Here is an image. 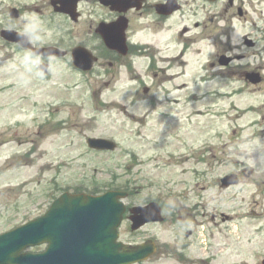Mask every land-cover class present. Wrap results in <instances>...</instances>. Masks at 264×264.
Segmentation results:
<instances>
[{
    "label": "rangeland",
    "instance_id": "obj_1",
    "mask_svg": "<svg viewBox=\"0 0 264 264\" xmlns=\"http://www.w3.org/2000/svg\"><path fill=\"white\" fill-rule=\"evenodd\" d=\"M220 6L221 3L211 7L204 4L203 12H216L222 7ZM245 6L248 7L247 4ZM260 9L259 0H250L247 19L235 18L230 25L233 43L240 42L244 34H251L250 36L259 39L257 29L260 25ZM253 22L257 23V28L252 26ZM74 26L77 38L87 31L81 23ZM259 46L260 42L253 50L260 51ZM203 54L204 57L207 56V52ZM199 56L201 59V55ZM258 59L256 55L251 61H259ZM28 67H10L7 81L15 86H6L4 100L0 99V105H3L0 106V138L7 140L0 147V230L18 223L25 215L31 217L44 212L51 198L58 193V186L70 184L74 187L75 184L84 183L91 187L92 183H95L99 189H105L110 185H121L126 180H132L136 177V169L139 176L145 174L142 169H147L146 174L156 179H170L173 185L178 183L181 177L180 167L174 163L167 168L163 165L158 168L147 162L148 168L143 165L133 171L130 169L132 166H128V163L131 150H127V147H135L134 150L143 154L145 159L155 151V148L150 149L151 143H147L144 135H148L150 141L156 142V146L162 144L158 137L174 141L173 145L164 142L169 146L164 150L167 152L172 147L182 149L181 141L189 145L194 140L201 139L200 137L208 134L210 127L214 129L217 124L220 132L224 133L229 141L228 135L231 133L225 132L218 118L215 120L213 116L210 122L206 119L209 116L203 115L201 120H196L193 110L196 112L199 106L197 102L188 106L172 103L177 109L176 117L164 119L154 115L151 120L147 119L153 111L150 112L151 108L143 95L131 101L133 89L126 88V84L122 82L111 81L110 75L103 73L101 64L94 67L89 74H79L66 62L58 60L52 65L51 80L41 78ZM11 69L14 73H11ZM244 98L242 106L248 102L256 105L260 101L259 94ZM53 103L59 105L57 110L51 107ZM67 103H70V108L65 105ZM158 109L169 111L166 104ZM214 110L216 106L213 107V114ZM130 113L144 119L135 121L130 117ZM183 113L189 123L183 121ZM188 113L192 114V121ZM246 120L242 119L241 122L246 124ZM61 122L62 125H57ZM170 123L175 126H170ZM181 125L183 127L179 131H166L167 127L173 130ZM88 136L111 137L118 142V148L105 154L93 152L85 143ZM219 142V145L223 144L221 138ZM233 145H226L221 157L229 159L230 156L235 159L240 155L244 158L247 154L246 165L255 173L252 176L253 182L251 178L243 177L240 185L220 190L214 179L213 184L210 179H199L195 186L197 196L194 192H187L188 203L198 204L200 213L195 220L198 222L197 238L192 241L184 259L177 261L172 256L166 259L160 256L157 260L161 264H260L261 255L264 254V150L261 149V146H264V137L260 138V141L256 139L243 142L235 152ZM17 151L26 153L25 160L14 162L15 156L10 155ZM261 152L263 154H260ZM162 155L161 153L158 157ZM163 157L161 162L168 159L167 156ZM184 161L190 167L195 164L191 156ZM230 162L227 160L224 163H216L213 166L214 176L230 170ZM205 168L206 165L203 166V169ZM113 176L118 177L113 180ZM139 181L143 186L140 187L141 192L135 201L154 195L151 194L153 190L155 194L164 193L163 197H168L169 203L173 204V196H167L165 190L147 187L141 178ZM174 187L177 190L182 189L178 185ZM130 202L131 199L127 201ZM37 203H41V206L38 207ZM222 213L229 217L224 222ZM140 233L131 234L128 225H123L121 238L124 241H132L142 239V236L146 235L154 237L157 243L171 244L184 240L182 229L178 227L176 230L171 224H150ZM211 258L214 259L211 261Z\"/></svg>",
    "mask_w": 264,
    "mask_h": 264
},
{
    "label": "flooded vegetation",
    "instance_id": "obj_2",
    "mask_svg": "<svg viewBox=\"0 0 264 264\" xmlns=\"http://www.w3.org/2000/svg\"><path fill=\"white\" fill-rule=\"evenodd\" d=\"M65 1H69V4ZM74 1H77L78 12L75 22L70 18ZM103 1L0 0V93L8 86L4 81L9 79L10 67L25 69L27 65H34L39 71L46 64L49 70L58 60L71 65V51L83 45L98 57L97 64L104 66V73L111 74V79L129 84L148 83V95L157 96L167 105L170 96L175 103L182 98L184 104L187 103L186 98L190 97L199 102L197 115L200 118L203 115L209 116L206 117L208 121L213 120V116L215 120L218 118L225 132L231 133L230 136L227 134L229 139L231 136L234 139L227 141L224 133L218 132L220 127L216 124L214 129L210 127L215 136L205 145L200 142L198 149L191 153L194 166L190 167L185 158L177 160L175 165L182 169V184L188 187L189 192L196 194L197 181L203 178L211 182L216 178L219 186L220 177L214 176L213 166L225 159L221 157L224 147L228 143L233 144L238 137L242 142L264 137V0H260L259 18L262 57L259 56V61L247 60L244 64L233 65L218 64L220 57L226 54L237 59L250 58L242 53L246 48L245 42L234 45L227 30L236 16L234 11L242 7L244 0H226L227 5L220 13L203 12L204 4H212L208 0H124L115 8L105 5ZM165 4L168 6L165 7ZM247 17L245 11L239 19ZM113 22L117 26L114 32L117 46L116 49H109L103 44L97 28L100 24ZM80 23L87 31L77 38L74 25ZM5 31L8 32L7 38L3 35ZM27 41L29 44H26ZM42 46H52L57 51L49 56L32 52L33 48ZM204 52H207L208 59H203ZM198 55H201L200 60H197ZM250 72L257 73L255 82L248 77ZM11 73H14L13 69ZM255 94L260 96L258 104L248 102L242 106V98L247 99L248 95ZM214 106L216 110L213 114ZM242 119H247L246 124L241 122ZM219 137L223 140L221 146ZM2 139L0 146L6 142ZM261 149L264 150V146ZM246 157L235 171L239 184L243 182V177H249L253 182L255 173L248 169ZM186 179L193 180L195 185L192 186ZM138 191L135 190L137 194ZM179 193L184 194V191ZM154 199L166 214L162 225L171 224L176 230L179 227L186 241L192 242L197 238L198 222L195 220L200 215L198 204L178 203L179 197L173 199L175 205L164 197L156 196ZM221 216L222 221L226 219L224 214ZM140 241L136 240L135 244ZM191 246L184 241L166 245L158 256L161 255L162 259L172 256L180 261L186 257V251ZM152 264L161 262L152 260Z\"/></svg>",
    "mask_w": 264,
    "mask_h": 264
},
{
    "label": "water",
    "instance_id": "obj_3",
    "mask_svg": "<svg viewBox=\"0 0 264 264\" xmlns=\"http://www.w3.org/2000/svg\"><path fill=\"white\" fill-rule=\"evenodd\" d=\"M88 144L97 149L114 148V144L103 139H89ZM117 198L115 192L99 197L63 194L42 219L0 237V262L72 264L70 252L74 249L71 259L82 264L87 260L99 264H131L146 258L153 250L150 244L129 247L115 243L116 226L123 212ZM132 218L135 221L132 229L147 221L144 215L140 219ZM42 242L49 244L45 252L18 255L25 246Z\"/></svg>",
    "mask_w": 264,
    "mask_h": 264
}]
</instances>
